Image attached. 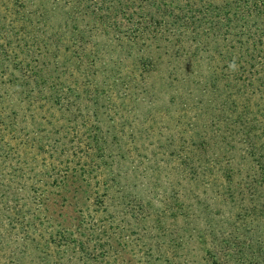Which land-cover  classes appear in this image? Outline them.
I'll use <instances>...</instances> for the list:
<instances>
[{
	"label": "rangeland",
	"instance_id": "rangeland-1",
	"mask_svg": "<svg viewBox=\"0 0 264 264\" xmlns=\"http://www.w3.org/2000/svg\"><path fill=\"white\" fill-rule=\"evenodd\" d=\"M246 1L133 37L21 30L0 61V264H264V11ZM68 166L92 185L66 205Z\"/></svg>",
	"mask_w": 264,
	"mask_h": 264
},
{
	"label": "trees",
	"instance_id": "trees-1",
	"mask_svg": "<svg viewBox=\"0 0 264 264\" xmlns=\"http://www.w3.org/2000/svg\"><path fill=\"white\" fill-rule=\"evenodd\" d=\"M33 0H16L14 3L19 8L15 12L19 16L18 20L8 22L9 16L0 12V41L6 37L16 34L17 47H11L12 40L6 44L0 42V61L13 60L23 52L21 49V38L19 34L23 29L32 28L37 25H49L52 27L53 42L61 41L69 33L84 32L94 35L100 34H117L133 37L141 31H160L168 30L173 22L172 15L175 10H185L195 3H202L206 10H209L219 0H65L58 3L53 9L45 6V3L39 8V20H32V12H26V3ZM45 1V0H41ZM49 1V0H46ZM229 2L230 0H222ZM233 0H231L232 2ZM242 3L246 0H235ZM260 11H264V0H247ZM23 10V11H22ZM31 13V14H29ZM37 13V12H36ZM18 23V24H16ZM263 42V40H262ZM44 45V44H43ZM41 45V46H43ZM20 47V50H17ZM258 62L263 63L264 55L259 54L256 58ZM80 173V174H78ZM80 182H85L87 187L92 185V178L85 172H79L76 169L65 168L60 176L53 182V191L57 197H61L63 203L67 205L69 193H80L78 188ZM41 197H52L42 192ZM77 216L79 225L83 224L86 216L81 213ZM92 236L97 235V230ZM98 240V236L95 237Z\"/></svg>",
	"mask_w": 264,
	"mask_h": 264
}]
</instances>
